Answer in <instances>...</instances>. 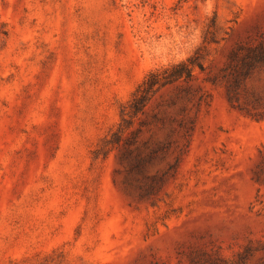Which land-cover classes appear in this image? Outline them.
I'll use <instances>...</instances> for the list:
<instances>
[{"label": "rangeland", "instance_id": "rangeland-1", "mask_svg": "<svg viewBox=\"0 0 264 264\" xmlns=\"http://www.w3.org/2000/svg\"><path fill=\"white\" fill-rule=\"evenodd\" d=\"M0 264H264V0H0Z\"/></svg>", "mask_w": 264, "mask_h": 264}, {"label": "trees", "instance_id": "trees-1", "mask_svg": "<svg viewBox=\"0 0 264 264\" xmlns=\"http://www.w3.org/2000/svg\"><path fill=\"white\" fill-rule=\"evenodd\" d=\"M173 74L172 79H179L185 74L190 76L191 75V68L187 63H180L178 65L173 66ZM167 69H164V71ZM162 71L156 70L151 71L148 76L145 78V80L139 85L136 92L134 93L133 102H140L139 105L146 100H148V97L153 93L155 88L162 84L161 80V73ZM139 100V101H138Z\"/></svg>", "mask_w": 264, "mask_h": 264}]
</instances>
